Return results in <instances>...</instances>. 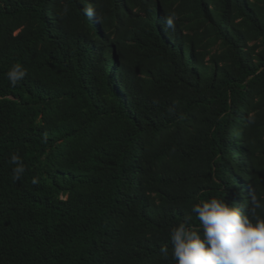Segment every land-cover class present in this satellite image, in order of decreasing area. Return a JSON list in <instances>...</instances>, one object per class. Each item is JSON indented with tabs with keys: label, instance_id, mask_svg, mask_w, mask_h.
Segmentation results:
<instances>
[{
	"label": "trees",
	"instance_id": "16d2710c",
	"mask_svg": "<svg viewBox=\"0 0 264 264\" xmlns=\"http://www.w3.org/2000/svg\"><path fill=\"white\" fill-rule=\"evenodd\" d=\"M249 190L264 0H0V264H173L194 203Z\"/></svg>",
	"mask_w": 264,
	"mask_h": 264
},
{
	"label": "clouds",
	"instance_id": "9594fccd",
	"mask_svg": "<svg viewBox=\"0 0 264 264\" xmlns=\"http://www.w3.org/2000/svg\"><path fill=\"white\" fill-rule=\"evenodd\" d=\"M67 11V9H65ZM84 15L97 16L93 7H85ZM166 29H174V19L164 21ZM27 75L20 64L6 73L10 86L15 87ZM13 178L19 180L26 168L18 154L10 157ZM37 184V177H32ZM197 224L179 223L169 232L173 264H264V195L249 190L247 198L229 203L212 197L191 206ZM165 256L167 246L161 248Z\"/></svg>",
	"mask_w": 264,
	"mask_h": 264
}]
</instances>
